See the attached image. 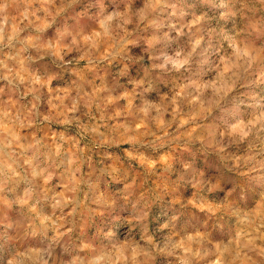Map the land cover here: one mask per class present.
<instances>
[{"label":"rangeland","instance_id":"374dc122","mask_svg":"<svg viewBox=\"0 0 264 264\" xmlns=\"http://www.w3.org/2000/svg\"><path fill=\"white\" fill-rule=\"evenodd\" d=\"M145 3L0 0V264L113 239L137 264H264V8L165 0L124 47L117 20L74 42Z\"/></svg>","mask_w":264,"mask_h":264},{"label":"clouds","instance_id":"9594fccd","mask_svg":"<svg viewBox=\"0 0 264 264\" xmlns=\"http://www.w3.org/2000/svg\"><path fill=\"white\" fill-rule=\"evenodd\" d=\"M44 2L51 3L52 0H44ZM77 2L78 0H69L70 4H75ZM116 2L117 0H112V3ZM164 2L165 0H146L144 8L140 13H135L132 10L131 6L128 5L123 12L113 11L106 16L103 14H101V16L93 15L92 17H90V19L95 20V22L98 24L99 30L92 29L91 34H86L83 29H81L80 31L76 32L73 40L76 43L82 42L84 44H88L89 42H91L92 48H98L100 43L112 38L111 31L108 25L113 20H117L121 22L118 24V27L122 32L125 33V36L122 37L121 40L117 43H119L121 47H124L128 43L127 36L131 35V33L128 32V25L133 24L134 21L137 26L144 23L146 20H148V17L152 13L157 12L161 9V7L164 5ZM255 3L264 8V0H255ZM149 23H151V21H149ZM3 32V25L0 24V42H2L3 40ZM68 35L72 36V33L69 32ZM200 42L201 41L199 39L195 41V44L192 48V53H195L196 48L200 45ZM108 55L111 56L112 52L109 51ZM169 63L172 65V69L178 72L181 69H184L186 65H188L189 60H165L164 63L154 65V67L160 69L161 71H165L167 70V65ZM107 235L115 238L116 232L112 229H109ZM115 242V239L109 240L107 242L101 241L98 247H94L91 242L84 241H81L79 244H73L66 249L67 258L65 259L64 264H101V262H103V264H123V262L128 259H131L133 261V264H137L136 258L138 256L143 255L145 257H153V253L151 251L145 252L143 249H132L131 256L128 257L124 255L123 248L119 250L118 254L112 253L110 255L108 254L107 249L110 244H113ZM29 258L31 259V257ZM8 264H12V261L9 260ZM181 264H188V261L186 259L182 260Z\"/></svg>","mask_w":264,"mask_h":264}]
</instances>
